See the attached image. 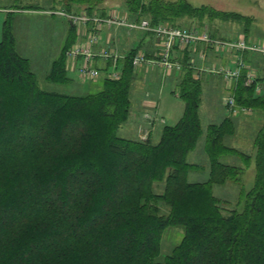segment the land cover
<instances>
[{
	"label": "trees",
	"instance_id": "16d2710c",
	"mask_svg": "<svg viewBox=\"0 0 264 264\" xmlns=\"http://www.w3.org/2000/svg\"><path fill=\"white\" fill-rule=\"evenodd\" d=\"M66 11L105 15L107 0H57ZM131 21L178 27L181 18L202 21L241 16L207 13L184 0H122ZM196 25H199L197 22ZM0 42V264H264V78L236 81L239 106L258 112L254 132V181L240 187L235 206L222 208L214 186L239 184L251 156L225 144L234 135L228 118L202 130L201 84L182 66L178 96L181 119L164 126L160 140L118 135L128 120L135 73L131 49L118 79L102 77L101 90L70 95L42 90L28 60L16 48L9 22ZM71 25L45 80L67 85L65 53L74 43ZM246 42L250 43L248 40ZM147 57L149 54H147ZM263 87L256 95V86ZM28 136L30 138H28ZM208 176L190 183L188 162L199 139ZM236 156L242 166L226 165ZM162 183L160 193L154 191ZM240 185V184H239ZM161 205L168 210L161 213ZM181 227L183 237L158 260L163 231Z\"/></svg>",
	"mask_w": 264,
	"mask_h": 264
},
{
	"label": "rangeland",
	"instance_id": "374dc122",
	"mask_svg": "<svg viewBox=\"0 0 264 264\" xmlns=\"http://www.w3.org/2000/svg\"><path fill=\"white\" fill-rule=\"evenodd\" d=\"M163 2H175L177 0H161ZM193 7H197L205 10L211 14H221L227 16H241L244 20L238 19H226L212 18L205 16L202 21H194L195 25H190L192 20L188 18L178 19L176 24L180 29L189 30L195 28L198 30H207V33L212 38H219L223 40H236L238 38H244L245 40L252 41L250 43L264 44V0H184ZM105 14L110 12L113 8L124 11L122 8V0H107L104 3ZM79 14L86 12L85 10H70L66 11L62 4L57 0H0V42L3 37V25L5 21L9 22V29L12 35L15 37L16 48L18 53L28 60L30 70L35 74L39 87L48 92H56L72 95H88L94 94L101 90L102 75L98 78L95 85H80L73 73H69L67 77L73 81V85H58L45 80V76L49 71L51 63L59 56L60 48L65 42V38L68 34L69 23L63 16L64 13ZM94 14L99 15L96 12ZM91 13V14H93ZM123 13H126L125 11ZM62 14V15H60ZM149 20L148 18H140ZM138 20V21H139ZM150 21V20H149ZM130 22H137L130 21ZM197 22L199 25H196ZM169 24V23H165ZM172 26V24H169ZM114 26V25H113ZM123 35H130L132 31L127 30ZM126 32V33H125ZM122 33V31H121ZM121 38V37H120ZM128 45L123 39L115 38L116 41L112 43V47L116 48L122 55L126 54L133 44H129L128 36L125 37ZM236 38V39H235ZM121 45L123 47L118 48ZM205 46V45H204ZM200 48V44L197 45ZM140 51L146 52L147 50L140 49ZM214 53L208 46H205V52ZM123 54V55H124ZM175 55H179L176 51ZM251 55H256L253 59L254 64L257 66V77L264 78V56L258 53L246 52L242 53L243 63L248 69L254 71V65L251 61ZM229 60V56H227ZM158 69L155 67H146L145 69ZM111 68H109V71ZM165 70V69H164ZM162 72H166L167 70ZM145 73L140 75V72L135 74L137 82L133 84L132 103L129 111L138 110V105L135 101L138 99L140 91L145 88L153 90L156 93L154 100L158 102L157 121L153 134L150 138L152 144H157L160 140L161 130L164 126H174L181 119L184 110L183 100L180 99L178 94V86L174 80H164L163 77L154 74L151 78L154 79V85L150 84V79L146 85L150 88H146L144 83H141L144 79ZM140 76V77H139ZM165 76V75H163ZM207 85L205 80H210ZM223 84V85H222ZM140 85V86H139ZM220 85V86H219ZM221 87V88H220ZM262 87V86H261ZM218 88V90H217ZM263 89V87H262ZM142 93V91H141ZM160 93V94H159ZM224 89L223 77L221 75L209 74L204 76L202 82L201 92V105L199 108V117L202 130L209 124H219V121L223 117L228 118L235 124L234 135L225 137V144L234 148L236 151L242 152L245 155L251 156V161L247 168H245L240 178V185L227 181L225 185L214 186V196L220 199L221 206L224 210H230L235 206L238 198L240 187L246 191H249L254 181V155L252 140L254 132L257 130L261 119L258 116V112L252 111V115H239L238 117L228 116L222 105V99L226 95ZM226 114V115H225ZM251 115V116H250ZM164 120V125L159 123V120ZM128 121V120H127ZM126 121V122H127ZM118 135L126 139H135L136 134L124 133L123 130L118 132ZM28 138H30L28 136ZM204 136H202L194 151L188 155V162L196 164L197 169L190 171L187 175V181L190 183L203 182L208 176V164L206 156L203 151ZM223 164L242 166V162L236 156H227L220 159ZM163 190V184H156L154 191L160 193ZM161 213L167 214L168 210L165 206L161 205ZM183 237V229L181 227H169L163 231L160 242V255L158 260H162L165 256L169 255L172 249L181 241Z\"/></svg>",
	"mask_w": 264,
	"mask_h": 264
},
{
	"label": "built area",
	"instance_id": "2783aa9c",
	"mask_svg": "<svg viewBox=\"0 0 264 264\" xmlns=\"http://www.w3.org/2000/svg\"><path fill=\"white\" fill-rule=\"evenodd\" d=\"M63 16L74 27L76 33L74 43L65 53V71L73 73L80 84L96 82L102 75L94 66L95 58L110 62L111 70L106 71L103 77L113 80L119 78L121 68L119 61L121 58L124 59V56L118 54L116 50L112 49L113 47L101 48L98 51L94 48L101 40L102 30L106 29V26L114 25L126 28L128 31L149 32L155 39L151 57H147L143 51H137L132 56L131 65L134 71L144 66H157L162 71L164 69L180 71L182 65L177 61H172V51H177L181 57L187 48H192L193 52H199V59L203 61L206 57L205 50L197 51L198 44L208 46L215 54L229 56L228 64H212L208 68H200L198 72L213 73L223 77L224 89L227 93L222 99V105L228 116L238 117L252 113L251 108L236 104L234 91L236 81L241 76L242 71H245V86H251L257 78L255 70L252 71L244 65L242 53L252 52L264 56V44L248 43L244 38H237L236 40L215 39L207 33V30L180 29L165 23L153 26L146 19H141L135 23L128 22L125 13H120L115 8L104 16H98L94 13L87 14L86 12L79 14L64 13ZM106 43L109 44V41ZM195 74V76L193 75L194 79H199V74ZM261 91V85H257L255 94L258 95Z\"/></svg>",
	"mask_w": 264,
	"mask_h": 264
},
{
	"label": "crops",
	"instance_id": "0c3cea01",
	"mask_svg": "<svg viewBox=\"0 0 264 264\" xmlns=\"http://www.w3.org/2000/svg\"><path fill=\"white\" fill-rule=\"evenodd\" d=\"M116 10L120 11V13H121V10H118V9H116ZM107 13L108 12H106V15H107ZM125 17H126V21H128V22L131 21L126 13H125ZM70 26H71V24L69 23V27ZM121 31H122V33H121ZM124 31H125V29L123 27L106 26V29L104 28L101 32V40L99 41L98 44H96L94 46L95 50L98 51L101 48H107V47L112 48V43L114 41H116L115 38H119L120 41L123 39V41L126 42L127 40L125 37L128 36L129 44H133L131 49L139 48L138 51H140V49L147 50L145 53L149 54L148 57L152 56V52H153L154 44H155V39H154L153 35H151L149 32H145V31H141V30L132 31V34H130V35L129 34L123 35ZM75 35H76V33H75ZM238 37L239 36H237L236 38H238ZM107 41H109V44L106 43ZM249 42H252V41H249ZM127 45H128V43L126 42L124 47H126ZM121 47H123V46H121V45L118 46V48H121ZM61 48H62V46H61ZM61 48H60V50H61ZM112 49L116 50V52L118 54H120L116 48L113 47ZM201 49L205 50V46L202 44H200V48H197V51H199ZM128 52H126V54L123 53L124 55L122 54V56H124V58H125L127 56ZM175 53H176V51L173 50L172 51V61H174V62L177 61L183 66L184 61L186 60V62H185L186 67L192 71L193 75L195 76L196 75L195 73L199 74V80H200V84H201V92H202V82L204 81V76L209 75V74H213V73L198 72L199 69L203 68V67L208 68L212 64H216V63H220V64L224 65V64H228V62H229L226 55L209 53L208 51L205 52L206 57H205V60L202 61L199 59V52H193L192 48H187L183 52V55L181 57H180V55L179 56L175 55ZM255 56L256 55H251V61L252 62L254 61L253 59H255ZM123 60L124 59L121 58L119 63ZM251 65H254L255 72H257V74H258V70H256L257 66L254 64V62L251 63L250 66ZM94 66H95V68H97L101 72V74L103 76V74H105L106 71L109 70L110 62L99 59V58H95ZM152 69H154V68H152ZM152 69H148V68L145 69V66H144V67H141V68L134 71L135 74H136V72H137V74L140 72V75H141V73L146 74V75H144V78H143L144 80L141 81V83L145 84L146 88H150L149 86L146 85V83H147V81H149V79H150L151 83L148 85H152V86L154 85V79L151 78V76H153L154 74L164 78L163 79L164 81L162 83H165V81H167V80H174L176 82V84L178 83V79H179L181 70L176 71V70L172 69V71L170 70V71H167V73H166V72H162V70H160L159 68L158 69L156 68L155 70H152ZM66 74L68 75L69 73L66 72ZM163 75H165V76H163ZM205 81L208 85L209 82L212 81V79L205 80ZM97 82H99V81L85 82V83H82V84L79 83V84L80 85H95V84H97ZM135 82H137V78L135 79L134 83ZM73 84H74L73 81H71L69 83V86H71ZM155 89L156 88H154L151 91L149 89L147 90V89L143 88L141 90L142 93L140 91L139 97L135 101V103L138 105L139 109L137 111L134 110L132 113H130L128 121L123 124V126L119 129L118 132H120V130H123L124 133H127V134L133 132L134 134H136V138L133 140H141V141L149 140L150 141V138H151L153 131H154L155 122L157 121L156 117H157V111H158V102H156L154 100L155 93H156ZM217 90H218V88H217ZM177 96H178V94H177ZM200 105H201V103H200ZM225 118L223 117V119H225ZM223 119H221L219 121V123ZM159 123L162 125L165 124L163 119H160Z\"/></svg>",
	"mask_w": 264,
	"mask_h": 264
}]
</instances>
